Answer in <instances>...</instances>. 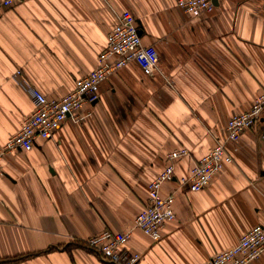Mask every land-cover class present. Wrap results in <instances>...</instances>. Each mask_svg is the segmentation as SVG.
Returning <instances> with one entry per match:
<instances>
[{"label": "crops", "instance_id": "crops-1", "mask_svg": "<svg viewBox=\"0 0 264 264\" xmlns=\"http://www.w3.org/2000/svg\"><path fill=\"white\" fill-rule=\"evenodd\" d=\"M177 1L19 0L2 10L0 147L36 109L29 88L63 98L96 69L117 13L135 16L160 62L152 71L129 64L53 140L5 158L0 264H109L85 242L132 228L167 155L186 148L162 188L176 192L178 178L226 140L230 118L264 94V0H213L198 18ZM226 151L233 162L206 188L175 193L177 218L160 241L133 232L127 247L143 264H205L264 227V112ZM250 264H264V253Z\"/></svg>", "mask_w": 264, "mask_h": 264}, {"label": "built area", "instance_id": "built-area-1", "mask_svg": "<svg viewBox=\"0 0 264 264\" xmlns=\"http://www.w3.org/2000/svg\"><path fill=\"white\" fill-rule=\"evenodd\" d=\"M19 0H2L4 8ZM177 5L193 18L201 17L215 9L213 0H178ZM117 23L107 37L104 50L98 57V65L86 77L79 79L75 89L67 96L49 99L36 88H29L36 109L25 119L21 130L0 147V177L4 175L3 161L17 151L33 150L38 139L53 140L62 124L75 116L86 104L100 98L101 85L131 63L143 69H157L160 56L155 46L143 44L135 16L129 11L117 13ZM19 75V74H18ZM264 112V94L259 96L250 111L232 116L227 125L226 140L194 164L188 174L178 178V191L200 192L213 177L233 162L227 153L228 142L237 140L247 129L253 128ZM190 151L181 148L167 155V166L148 187L145 208L137 215L132 228L122 232L105 230L85 242L86 247L109 264H143L142 255L128 249L127 243L135 230H140L154 242L162 239L163 228L177 218L175 193L164 196V184L175 177L176 162L190 157ZM264 253V227L255 226L231 249L210 258L205 264H250Z\"/></svg>", "mask_w": 264, "mask_h": 264}, {"label": "trees", "instance_id": "trees-1", "mask_svg": "<svg viewBox=\"0 0 264 264\" xmlns=\"http://www.w3.org/2000/svg\"><path fill=\"white\" fill-rule=\"evenodd\" d=\"M21 260H23V258H17V259H15V260H13L14 262H19V261H21Z\"/></svg>", "mask_w": 264, "mask_h": 264}, {"label": "rangeland", "instance_id": "rangeland-1", "mask_svg": "<svg viewBox=\"0 0 264 264\" xmlns=\"http://www.w3.org/2000/svg\"><path fill=\"white\" fill-rule=\"evenodd\" d=\"M85 246V249H87L88 251H90L91 253H92V251L91 250H89L87 247H86V245H84Z\"/></svg>", "mask_w": 264, "mask_h": 264}]
</instances>
